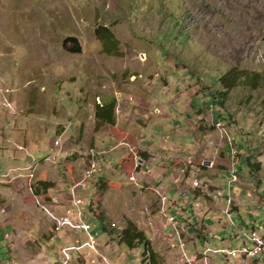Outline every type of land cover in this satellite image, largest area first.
Instances as JSON below:
<instances>
[{
	"label": "rangeland",
	"instance_id": "rangeland-1",
	"mask_svg": "<svg viewBox=\"0 0 264 264\" xmlns=\"http://www.w3.org/2000/svg\"><path fill=\"white\" fill-rule=\"evenodd\" d=\"M233 68L262 78L217 118ZM99 213L134 223L160 264L264 259L226 254L264 231V0H0V264H142Z\"/></svg>",
	"mask_w": 264,
	"mask_h": 264
},
{
	"label": "trees",
	"instance_id": "trees-1",
	"mask_svg": "<svg viewBox=\"0 0 264 264\" xmlns=\"http://www.w3.org/2000/svg\"><path fill=\"white\" fill-rule=\"evenodd\" d=\"M95 33L98 36V38L102 41L103 47L105 51L109 54H112L114 50H116L117 46V40L112 33L111 30H109L106 27H96ZM261 75L256 71H246V70H238V69H230L227 71L223 76H221L218 80L221 82V85H223V89H219L217 91L211 89V102H215L217 107V118H225L226 116H229V114L226 112V110L223 107V102L227 97V94L229 90L235 86L239 81L249 86L250 88L254 89L258 87L261 79ZM115 99L112 98L110 101L105 102L103 104L96 105L95 109V118L101 122V123H107L110 125H114V106H115ZM228 119V118H227ZM250 155L244 156V163L246 168H251L253 170H258L260 167L259 163H252L251 162ZM37 187L38 189L35 190V193H39L40 191H46L48 188L52 187L51 182H47L43 175H39V178L37 180ZM94 219L96 221V225L98 227V230H100L101 233H109L110 235L116 234L119 238V241L124 244L129 249L141 246V263L142 264H160V261L157 257L156 252L152 249L150 240L146 237L144 232L136 227L134 223L131 221H128L126 226L118 231V233L109 231V229L106 228V223L103 217V213H99L97 216H94ZM90 228V225H89ZM91 230L94 231L92 228ZM263 230V229H262ZM264 232V231H263ZM263 232L261 233L262 236ZM96 233V232H95ZM251 246V245H250ZM264 263V260H262Z\"/></svg>",
	"mask_w": 264,
	"mask_h": 264
},
{
	"label": "built area",
	"instance_id": "built-area-1",
	"mask_svg": "<svg viewBox=\"0 0 264 264\" xmlns=\"http://www.w3.org/2000/svg\"><path fill=\"white\" fill-rule=\"evenodd\" d=\"M98 167V165H97ZM97 171L96 169V165L94 164H90L89 167L85 170V175L84 177H89L91 176L92 172ZM195 185H197V183H194ZM172 218V217H171ZM86 229H89V225H86ZM253 235H251V241H252V245H246V244H241L238 245L236 247H232L229 250H226V254L230 255L231 257H237V256H241V255H251L252 257H254V255L256 254H262L264 253V236H261L260 234H257L256 232L252 233ZM90 237V241L93 244L94 243V235H89ZM251 257V258H252ZM258 264H264L262 262L261 259H259V262H257Z\"/></svg>",
	"mask_w": 264,
	"mask_h": 264
},
{
	"label": "water",
	"instance_id": "water-1",
	"mask_svg": "<svg viewBox=\"0 0 264 264\" xmlns=\"http://www.w3.org/2000/svg\"><path fill=\"white\" fill-rule=\"evenodd\" d=\"M68 42H71L72 45H67ZM62 46L68 51H81V43L76 37H67L63 40Z\"/></svg>",
	"mask_w": 264,
	"mask_h": 264
},
{
	"label": "crops",
	"instance_id": "crops-1",
	"mask_svg": "<svg viewBox=\"0 0 264 264\" xmlns=\"http://www.w3.org/2000/svg\"><path fill=\"white\" fill-rule=\"evenodd\" d=\"M263 232V230H261L260 232H259V234H261ZM262 235V234H261ZM264 260V259H263Z\"/></svg>",
	"mask_w": 264,
	"mask_h": 264
},
{
	"label": "bare ground",
	"instance_id": "bare-ground-1",
	"mask_svg": "<svg viewBox=\"0 0 264 264\" xmlns=\"http://www.w3.org/2000/svg\"><path fill=\"white\" fill-rule=\"evenodd\" d=\"M163 199H165V197H163Z\"/></svg>",
	"mask_w": 264,
	"mask_h": 264
},
{
	"label": "clouds",
	"instance_id": "clouds-1",
	"mask_svg": "<svg viewBox=\"0 0 264 264\" xmlns=\"http://www.w3.org/2000/svg\"><path fill=\"white\" fill-rule=\"evenodd\" d=\"M232 174V173H231Z\"/></svg>",
	"mask_w": 264,
	"mask_h": 264
}]
</instances>
